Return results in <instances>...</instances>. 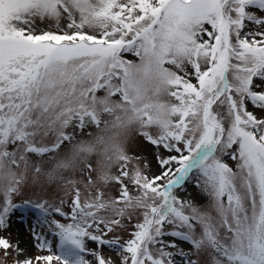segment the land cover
Here are the masks:
<instances>
[{"label": "snow or ice", "instance_id": "obj_1", "mask_svg": "<svg viewBox=\"0 0 264 264\" xmlns=\"http://www.w3.org/2000/svg\"><path fill=\"white\" fill-rule=\"evenodd\" d=\"M0 261L264 264V0H0Z\"/></svg>", "mask_w": 264, "mask_h": 264}, {"label": "rangeland", "instance_id": "obj_2", "mask_svg": "<svg viewBox=\"0 0 264 264\" xmlns=\"http://www.w3.org/2000/svg\"><path fill=\"white\" fill-rule=\"evenodd\" d=\"M17 232L20 233L21 239L26 240L28 245H31V238L28 236L27 232L24 231L23 229L17 228L16 224L13 225V231H12V236L13 238L16 236ZM0 264H2V261H0Z\"/></svg>", "mask_w": 264, "mask_h": 264}]
</instances>
